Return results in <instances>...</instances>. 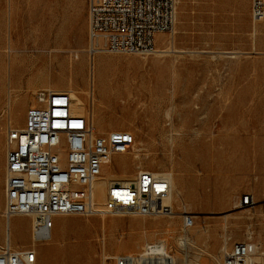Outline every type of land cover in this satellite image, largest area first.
Returning a JSON list of instances; mask_svg holds the SVG:
<instances>
[{
  "label": "rangeland",
  "instance_id": "obj_1",
  "mask_svg": "<svg viewBox=\"0 0 264 264\" xmlns=\"http://www.w3.org/2000/svg\"><path fill=\"white\" fill-rule=\"evenodd\" d=\"M86 12V0H0V247L6 133L23 125L38 91L70 85L84 103V124L135 138L109 172H170L177 200L171 216H54L36 264H115L153 242L182 264H221L243 240L259 247L264 264V18L251 21L250 0H176L173 27L155 36L154 52L92 58ZM13 54L24 55L21 69H9ZM244 194L256 204H242ZM183 212L193 216L188 229ZM10 224L11 247L30 246V218Z\"/></svg>",
  "mask_w": 264,
  "mask_h": 264
},
{
  "label": "built area",
  "instance_id": "obj_2",
  "mask_svg": "<svg viewBox=\"0 0 264 264\" xmlns=\"http://www.w3.org/2000/svg\"><path fill=\"white\" fill-rule=\"evenodd\" d=\"M95 1H102V8H95ZM175 10L176 0H87L88 54H151L155 36L172 29ZM250 18L253 23L263 20L264 0H250ZM35 101L23 125L6 133L3 213L6 220L29 217L32 242L25 248L1 246L0 264H36V244L48 239L54 216L174 214L170 178L143 168L130 179L109 180L106 199L97 206L95 185L106 177L114 158L133 150L135 138L123 130L99 132L92 121L74 126L72 98L66 91L41 90ZM72 168H80V175L72 176ZM240 202L256 204L250 194ZM260 206L264 211V201ZM193 221L190 213H182L184 228ZM160 243L147 244L137 255L117 256L115 264H177L170 251L159 252ZM221 264L263 262L259 247L243 240L224 251Z\"/></svg>",
  "mask_w": 264,
  "mask_h": 264
},
{
  "label": "bare ground",
  "instance_id": "obj_3",
  "mask_svg": "<svg viewBox=\"0 0 264 264\" xmlns=\"http://www.w3.org/2000/svg\"><path fill=\"white\" fill-rule=\"evenodd\" d=\"M95 8H102V1H95ZM253 41V40H252ZM7 44V43H5ZM10 44V42H9ZM167 44V43H166ZM164 45V44H163ZM170 45V44H168ZM8 46V45H5V47ZM7 48V47H6ZM14 48V47H12ZM11 49V46L9 45L8 46V50L10 51ZM14 52H15V49H14ZM161 53V52H160ZM163 53V52H162ZM229 53V52H227ZM11 54V52H10ZM238 54V53H237ZM229 55V54H228ZM233 55V54H232ZM234 56V55H233ZM24 55H21V56H18L17 54H13V56L10 55V58H9V69H17L18 70V67H20V69L22 68V65H23V62L25 61L24 59ZM70 85H68L67 89H52L50 86H48L47 90L46 91H67L71 98H72V104H71V117H72V120H73V125L74 126H77V127H80V126H83L84 125V122H85V110H84V103L82 101V99L79 97L78 95V92L74 91L73 89H71L69 87ZM32 89V88H30ZM28 90V88H27ZM32 91V90H31ZM32 93V92H31ZM33 95V94H32ZM22 96V95H21ZM11 107V105H10ZM10 110V109H9ZM169 116V114H168ZM8 121L9 123L12 122V120L14 119L15 120V117L13 118L12 115H11V112L9 111L8 112ZM7 121V120H6ZM168 121V120H167ZM166 121V122H167ZM174 122V121H173ZM172 123V121H171ZM86 124V123H85ZM211 125V124H210ZM173 126V125H172ZM174 126H175V123H174ZM173 126V128H174ZM178 128V127H177ZM174 130V129H173ZM172 130V131H173ZM168 131H171V130H168ZM211 131V130H210ZM132 133V132H131ZM130 133V134H131ZM171 133V132H170ZM179 133V132H178ZM197 134H199V132H196ZM206 133V132H205ZM181 134V133H180ZM213 134V133H212ZM199 135H202V133L200 132ZM218 135V134H217ZM131 136H133V134H131ZM178 136V135H177ZM134 137V136H133ZM201 137V136H200ZM211 138V137H210ZM210 144H214V140L211 139L210 140ZM139 150H142V149H139ZM138 151V150H137ZM134 153V152H133ZM148 153V152H146ZM143 154V153H142ZM140 155L139 152H135L134 154V158H137V159H140ZM145 155V154H144ZM143 155V156H144ZM133 157V156H132ZM142 161V160H141ZM154 163V162H153ZM137 164V163H136ZM140 165L142 164L139 163ZM151 164V162H150ZM157 165V164H156ZM137 166V165H136ZM139 166V165H138ZM109 168V167H108ZM211 168V167H210ZM154 171V170H153ZM155 173H160V172H155ZM165 173V172H164ZM167 174V176L170 178V181H171V197H170V202L173 201V200H177V195L173 194L172 193V183H173V175L172 173L168 172V173H165ZM80 175V168H72V176H79ZM127 174L125 175H118L115 173H111L109 172V170L106 171V177L100 181L97 185H95V192L93 194V200H94V203L97 205V206H101L103 205L105 199H106V186H107V183L109 180H114V179H130L129 177L126 176ZM130 176V175H129ZM255 176V175H254ZM178 178V177H177ZM175 183H176V180H175ZM179 183V182H178ZM176 186V185H175ZM179 187V186H178ZM177 187V189H178ZM176 188V187H175ZM180 189V188H179ZM174 191V190H173ZM181 193V192H180ZM180 198V197H179ZM251 216V215H250ZM31 220V219H30ZM262 221V220H261ZM4 237H5V243L7 244H10V241H11V238H12V229H11V224H10V220H5V224H4ZM31 232V231H30ZM31 235H33V233L31 232ZM35 235V233H34ZM185 236H186V233H185ZM184 239V238H183ZM187 239V238H185ZM184 239V240H185ZM181 240V239H180ZM185 242V241H184ZM189 243V242H188ZM162 245V247L160 248L159 252L161 254H163L164 252L167 251V245L164 243V242H161L160 243ZM186 244V243H185ZM147 245V244H146ZM145 245V247H146ZM188 245V244H187ZM144 247V248H145ZM184 247V246H183ZM227 247V246H225ZM224 247V248H225ZM224 250V249H223ZM179 251V250H178ZM182 253V252H181ZM180 253V254H181ZM184 253V252H183ZM143 254H148L147 252L146 253H143ZM264 254V253H263ZM178 255V254H177ZM133 256V255H131ZM184 256V255H182ZM216 257V256H215ZM214 257V259H215ZM262 257V256H261ZM104 259V258H103ZM102 259V260H103ZM175 261L177 262V264H182V258L177 256L176 258H174ZM105 260V259H104ZM185 260V258H184ZM186 262V261H185ZM184 263V262H183Z\"/></svg>",
  "mask_w": 264,
  "mask_h": 264
},
{
  "label": "crops",
  "instance_id": "obj_4",
  "mask_svg": "<svg viewBox=\"0 0 264 264\" xmlns=\"http://www.w3.org/2000/svg\"><path fill=\"white\" fill-rule=\"evenodd\" d=\"M86 2H87V0H86ZM69 17H70V16H69ZM72 17H73V16H71L70 19H72ZM86 17H87V12H86ZM86 19H87V33H88V18H86ZM23 122H24V120H23Z\"/></svg>",
  "mask_w": 264,
  "mask_h": 264
}]
</instances>
